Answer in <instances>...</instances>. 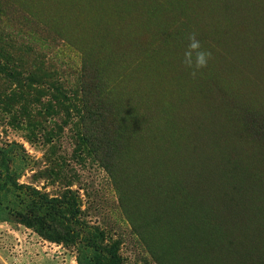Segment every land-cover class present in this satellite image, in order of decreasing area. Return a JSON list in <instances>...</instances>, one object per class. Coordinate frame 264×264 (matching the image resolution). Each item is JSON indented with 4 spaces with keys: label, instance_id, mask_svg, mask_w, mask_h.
I'll return each instance as SVG.
<instances>
[{
    "label": "rangeland",
    "instance_id": "obj_1",
    "mask_svg": "<svg viewBox=\"0 0 264 264\" xmlns=\"http://www.w3.org/2000/svg\"><path fill=\"white\" fill-rule=\"evenodd\" d=\"M257 1L0 0V264H264Z\"/></svg>",
    "mask_w": 264,
    "mask_h": 264
},
{
    "label": "trees",
    "instance_id": "obj_2",
    "mask_svg": "<svg viewBox=\"0 0 264 264\" xmlns=\"http://www.w3.org/2000/svg\"><path fill=\"white\" fill-rule=\"evenodd\" d=\"M80 3H78V7L79 9L86 13V14H90L91 18H92V13H96L97 11H93L95 8L101 10V11H108V8L105 6V3L109 4L110 7H112V9H114L116 12L120 13L121 15H127L130 14L128 18L134 17L136 12H139L143 15H145V9H151V7L149 8V6L153 3V0H79ZM246 2V0H244V3ZM259 2V0L257 1ZM211 4V3H210ZM209 6L213 7L215 5L211 4ZM224 4V3H223ZM223 4H221V6L218 8V10H212L210 7L209 11H207L205 9V11L207 12V16L208 17H215V20L220 24L225 26H230L235 23V19L232 20V17H235V15L229 10L228 6L225 7L223 6ZM75 5L77 6V2L75 1ZM74 4H70L69 7H71L73 10L76 9V6ZM234 8L235 5H233ZM224 8H228L227 10H223ZM212 12V13H211ZM90 18V19H91ZM230 23V24H229ZM258 20L255 21V24L257 25ZM227 28V27H226ZM161 57H159L156 60L155 63V67L159 69V73L160 76L166 80L172 81L173 78L175 77V81L177 79V71L176 72V76L175 73L168 71L165 74V62L160 60ZM166 168L169 172H174L176 171V169L179 168L178 164L177 167H173L171 165V161L166 162ZM98 264H110V262L106 259V258H100Z\"/></svg>",
    "mask_w": 264,
    "mask_h": 264
},
{
    "label": "clouds",
    "instance_id": "obj_3",
    "mask_svg": "<svg viewBox=\"0 0 264 264\" xmlns=\"http://www.w3.org/2000/svg\"><path fill=\"white\" fill-rule=\"evenodd\" d=\"M186 38L188 43L183 52L181 63L185 69L189 70L191 77L195 79L200 71L207 67L212 58V53L204 49L197 33H189Z\"/></svg>",
    "mask_w": 264,
    "mask_h": 264
}]
</instances>
